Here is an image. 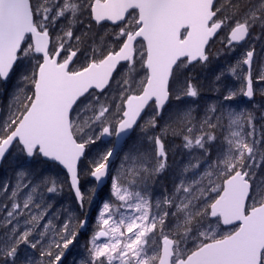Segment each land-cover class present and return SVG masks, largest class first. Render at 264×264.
Listing matches in <instances>:
<instances>
[{"label": "snow or ice", "instance_id": "obj_1", "mask_svg": "<svg viewBox=\"0 0 264 264\" xmlns=\"http://www.w3.org/2000/svg\"><path fill=\"white\" fill-rule=\"evenodd\" d=\"M217 38L228 53L250 44L214 81L227 74L242 86L201 108L190 69L212 62ZM253 42L264 48V0H0V95L15 80L0 163L60 168L85 215L53 211L63 183L18 164L14 182L0 184V264H62L97 194L82 190V171L109 192L81 264H264V124L226 103L264 95ZM133 133L140 146L113 171L117 144ZM169 137L189 159L154 194ZM21 246L38 257L22 260Z\"/></svg>", "mask_w": 264, "mask_h": 264}, {"label": "trees", "instance_id": "obj_2", "mask_svg": "<svg viewBox=\"0 0 264 264\" xmlns=\"http://www.w3.org/2000/svg\"><path fill=\"white\" fill-rule=\"evenodd\" d=\"M226 34L227 31L225 30L223 35ZM253 43L255 44L256 52H258L259 49L262 47V44L260 42H253ZM249 46L250 44H245L243 47L237 48L235 52L228 53L224 48V44L221 43L219 38H217L215 42L212 44V48H211V52L213 54L212 62L207 67L196 66L195 68L190 69L191 74L199 81L201 85V97L199 100V104L201 108H203L206 104L210 102L219 100L222 97V95L225 94L226 89H239L242 86V81L240 79H237L236 77L227 74L219 85H216L214 81L216 74L221 71H226L228 66L230 64H234L236 60L239 58V56L242 54V52L245 51ZM217 53H220V55L217 56L216 55ZM14 83L15 80L12 82V84L8 85L7 92L3 95H0V119H2L7 114V105L9 100L8 94L12 91V85ZM216 87H219V93L215 91ZM258 97L259 99L264 100V97H262L260 94L257 95L255 99H257ZM226 103L232 104L238 109L242 107H246L250 109L251 107L250 103L247 104L244 101L243 96H238L235 100ZM138 131L139 130H137V133ZM137 133H134L132 135L131 139L128 142L126 150L117 160L114 166V170L119 167L124 153L128 151L129 148H131L134 144L140 146L138 144ZM133 141L134 143H132ZM180 145H181V141L178 137L168 138L167 140V148L169 150L168 164L170 165V167L164 173H162L160 176L157 177L156 183L153 186L154 194H159L162 191L163 187H167L170 189L173 183L174 174L189 159L186 150H184ZM110 147L111 144H103L102 142H98L97 145L92 147L90 155L95 157L105 152ZM142 147L147 148L148 145L145 143ZM18 164H23L25 167H29L33 170H39L43 168L45 174L50 175L53 178H55L58 182L63 183V190L53 199V211L67 208L68 213H71L72 216L78 217L79 219L85 218L84 211H82L80 207L77 205L70 191L68 180L65 174L59 168L45 167L35 162L28 164L24 160H16L14 159L13 156H9L5 161L2 169L0 170V184L4 183L5 181L14 182L16 167ZM83 168L84 165H82V169ZM81 186H82V190L84 191H88L91 188L95 187L93 181L90 179V176L84 174L83 171L81 172ZM108 192L109 189H107L102 193L96 194L98 197V203L96 208L91 212L92 214H94L92 218V223H94L95 221V217L98 214L99 207L102 206V202L108 199ZM68 213H62L60 217V221H58L57 223L63 221L67 217ZM90 231L86 233H81V235L77 237L76 242H74L73 245H70L69 249L65 250V255L62 258V264H81V260L86 258L87 256V253L85 251V245L87 244ZM26 252L34 257H38L39 255L38 252H35L31 249H26L25 246H21L20 256L22 260L24 259Z\"/></svg>", "mask_w": 264, "mask_h": 264}, {"label": "rangeland", "instance_id": "obj_3", "mask_svg": "<svg viewBox=\"0 0 264 264\" xmlns=\"http://www.w3.org/2000/svg\"><path fill=\"white\" fill-rule=\"evenodd\" d=\"M227 31V30H226ZM216 40V39H215ZM221 41V40H220ZM264 64V48H260L259 51L257 52V55L255 56V59H254V64H253V76L255 77L259 71L261 70V65ZM254 87L259 89L260 87H264V84H261L260 82L258 81H254ZM259 94L260 92L257 91ZM261 95V94H260ZM262 97H264V95H261ZM250 109H255V114H256V117H257V120H256V124L259 128L260 125L264 124V120H261L259 117L264 114V103H261V102H256V103H253L251 104V107ZM134 143V141L132 142ZM120 158V157H119ZM114 171V170H113ZM97 203H98V197L97 195L95 196V198L93 199V203L90 207V209H88V216L91 214V212L96 208L97 206ZM94 223H92L91 225V228L90 230H92V226H93ZM89 230V231H90ZM91 233V231H90Z\"/></svg>", "mask_w": 264, "mask_h": 264}, {"label": "water", "instance_id": "obj_4", "mask_svg": "<svg viewBox=\"0 0 264 264\" xmlns=\"http://www.w3.org/2000/svg\"><path fill=\"white\" fill-rule=\"evenodd\" d=\"M244 45V44H243ZM244 100L246 101V102H248V103H250V102H252L253 100H254V97L251 99V100H249V99H247V98H245L244 97ZM134 134V133H133ZM132 137V136H131ZM131 138H129L128 140H126L122 145L121 144H117V152L114 154V157L112 158V161H111V164H110V167L114 170V166H115V164H116V162H117V160L119 159V157L122 155V153L125 151V149H126V147H127V144H128V142H129V140H130ZM109 140H111V141H115L116 140V138L115 137H112V138H105V140H103V141H101L103 144H108V143H110V144H112L111 142H109ZM112 147V146H111ZM7 160V159H6ZM5 160V161H6ZM5 161L3 162V163H0V170L2 169V167H3V165H4V163H5ZM60 169V168H59ZM61 170V169H60ZM64 174H65V172L63 171V170H61ZM90 179L93 181V183H94V185H95V188H96V191H97V194L98 193H102V192H104V191H106L107 189H108V181L107 180H105L104 181V183H97V182H95L94 180H93V178H91L90 177ZM68 180V179H67ZM69 183H70V181L68 180V185H69ZM70 188V187H69ZM70 191H71V193H72V195H73V197H74V199H75V196H74V192L71 190V188H70ZM75 201H76V199H75ZM76 203H77V201H76ZM77 205H78V203H77ZM79 206V205H78ZM93 216H94V214H91L89 217H88V220H89V224L86 226V228L84 229V230H81V233H86L88 230H89V228H90V225H91V223H92V218H93Z\"/></svg>", "mask_w": 264, "mask_h": 264}, {"label": "flooded vegetation", "instance_id": "obj_5", "mask_svg": "<svg viewBox=\"0 0 264 264\" xmlns=\"http://www.w3.org/2000/svg\"><path fill=\"white\" fill-rule=\"evenodd\" d=\"M239 48V47H238ZM254 59H255V57H254ZM254 68V67H253ZM257 95H259V93L257 92L256 93V95L254 96V101L252 102V103H250V104H253V103H256V102H261V103H264V100H261V99H259V97L257 98V99H255V97L257 96ZM245 101V100H244ZM246 102V101H245ZM247 103V102H246ZM248 104V103H247Z\"/></svg>", "mask_w": 264, "mask_h": 264}]
</instances>
